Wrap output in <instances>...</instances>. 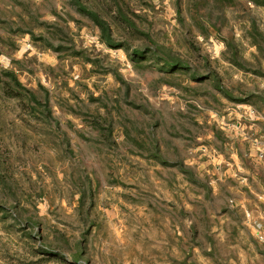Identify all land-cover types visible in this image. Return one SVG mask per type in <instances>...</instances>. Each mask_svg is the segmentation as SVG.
I'll return each instance as SVG.
<instances>
[{"label":"rangeland","instance_id":"1","mask_svg":"<svg viewBox=\"0 0 264 264\" xmlns=\"http://www.w3.org/2000/svg\"><path fill=\"white\" fill-rule=\"evenodd\" d=\"M0 264H264V0H0Z\"/></svg>","mask_w":264,"mask_h":264},{"label":"built area","instance_id":"2","mask_svg":"<svg viewBox=\"0 0 264 264\" xmlns=\"http://www.w3.org/2000/svg\"><path fill=\"white\" fill-rule=\"evenodd\" d=\"M259 237L263 238V236H262V235H260Z\"/></svg>","mask_w":264,"mask_h":264}]
</instances>
